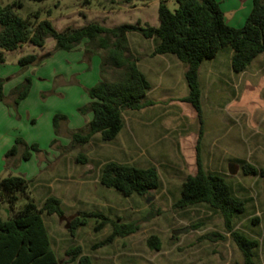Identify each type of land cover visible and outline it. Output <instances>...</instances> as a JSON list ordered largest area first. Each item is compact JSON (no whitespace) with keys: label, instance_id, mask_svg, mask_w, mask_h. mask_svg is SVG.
<instances>
[{"label":"rangeland","instance_id":"1","mask_svg":"<svg viewBox=\"0 0 264 264\" xmlns=\"http://www.w3.org/2000/svg\"><path fill=\"white\" fill-rule=\"evenodd\" d=\"M15 1L18 0H0V6ZM166 1L169 10L175 12L176 0ZM21 2L22 7L15 9L20 18H30L35 25L33 15L40 13V21H51L59 32L82 28L91 22L107 28L137 21L154 26L157 18L152 6L142 9L144 2L135 0ZM136 36L143 38L132 33L130 41ZM228 48L203 63V67L214 64L230 83L219 91L207 90L203 123L193 107L181 98L188 94L185 84L177 92L180 100L176 103L182 107L184 120L168 117L160 124L167 129L184 124L186 129L177 137L168 131L166 138L156 140L152 132L146 137L130 130L129 114L141 112L127 110L123 113L125 126L115 140L103 142L96 135L83 146L74 145L72 135L86 130L92 116L82 112L91 102L86 85L92 81L89 78L95 70L89 62L83 65L72 57L69 65L71 53L57 50L53 39H47L43 48L27 43L17 51L3 52L5 62L0 63V80L5 100L0 111V179L13 175L30 182L28 193L13 209L0 202L3 220L15 215L29 199L42 207L48 197L58 198L64 215L44 214L43 219L60 264H80L81 256L88 257L90 264H243V255L218 211L205 204L175 207L183 182L197 172L199 153L205 170L223 176L234 195L246 202V211L236 216L234 228L259 241L255 261L264 264V177L246 176L242 171L244 164L264 168V53L246 71L237 74L232 70ZM29 54L38 55V62L20 66L19 60ZM116 72L111 81L118 78L120 71ZM157 81L160 83V78ZM28 83L27 96L17 103ZM167 102L164 100L159 107ZM55 115L64 117L57 134L53 125ZM17 139L36 142L40 154L35 153L32 161L23 164L8 157ZM57 152L60 156L52 160ZM63 162L69 171L63 169ZM109 162L138 168L155 166L161 186L144 197H124L100 183L102 169ZM82 212H99L111 223L97 231L101 220L90 218L72 235L71 223ZM256 218L258 224L253 222ZM112 222L133 225L136 230L99 247L112 234ZM153 236L160 241L157 249L148 244ZM77 247L82 251L79 257L68 255Z\"/></svg>","mask_w":264,"mask_h":264},{"label":"trees","instance_id":"2","mask_svg":"<svg viewBox=\"0 0 264 264\" xmlns=\"http://www.w3.org/2000/svg\"><path fill=\"white\" fill-rule=\"evenodd\" d=\"M135 1L149 3L154 0ZM176 3L177 9L172 12L167 7V1L161 0L158 27L143 25L141 21H137L136 24L107 28L97 22H91L82 28L59 32L51 21H40V13L33 15L35 25L30 18H20L15 12L16 8L22 7L21 0H18L11 5L0 6V50L14 52L27 43L43 48L47 39H53L57 50L72 52L88 41L86 54L102 56V75L109 68L120 71L115 81L103 80L88 89L91 102L82 112L92 113V119L86 130L72 135L74 145H86L96 135H100L103 142L113 141L124 128L125 111H138L154 105L153 101L146 99L151 84L139 70L137 59L129 52L128 35L132 33L155 42L154 56L173 55L187 66L185 77L189 94L183 101L193 107L203 123L200 67L204 61L215 59L222 49L229 47L233 50L232 70L239 74L246 71L253 61L264 53V0H253L252 12L242 28H233L227 24L217 0H176ZM4 62L5 57L1 52L0 63ZM37 62L38 55L29 54L19 60V65L26 67ZM28 91L29 83L18 95L16 102L24 99ZM3 100V82L0 80V101ZM62 119V115L54 116L56 134ZM55 142L56 140L53 144ZM199 144L200 141L198 151ZM20 152L21 158L28 161L33 153H39L40 150L37 144L28 145L22 139H17L7 156L15 157ZM242 171L246 176L264 177V168L257 169L251 164H244ZM100 183L106 188L115 189L124 197L135 194L144 197L161 186L160 175L155 166L138 168L116 162H109L103 167ZM29 188L30 182L22 176L3 177L0 179V202L13 209L20 198L28 193ZM201 204L210 206L223 216L227 232L243 255V264H256L255 250L260 246L259 241L234 228L236 216L243 215L246 211V202L234 195L232 187L223 176L205 170L198 153L197 172L189 175L183 182L181 197L175 207L188 208ZM44 214L63 216L61 201L56 197H48L43 206L39 207L34 200L29 199L28 203L8 220H3L0 215V264H60L51 245L43 219ZM90 218L101 220L95 228L97 231L111 223L108 217L99 212H82L71 223L72 235L79 227L86 225ZM258 221L257 218L253 220L255 224H258ZM113 224L112 234L102 241L99 247L136 230L133 225ZM148 244L157 249L160 241L153 236ZM81 252L80 247L72 248L68 255L76 258ZM79 263L90 264V259L81 256Z\"/></svg>","mask_w":264,"mask_h":264},{"label":"crops","instance_id":"3","mask_svg":"<svg viewBox=\"0 0 264 264\" xmlns=\"http://www.w3.org/2000/svg\"><path fill=\"white\" fill-rule=\"evenodd\" d=\"M166 1V0H165ZM221 9L225 14V19L227 24L233 28H242L249 17L250 13L253 9V0H217ZM161 0H154L149 3H143L141 8L144 9L147 6H152L155 14L156 21L153 27L159 26V18H158V10L160 7ZM152 26V25H151ZM145 38H140L138 36L134 37L133 40L130 41V34L128 35L129 40V52L137 59V65L139 70L147 77L151 84V90L147 94V100L153 101L154 105L144 108L142 110H138L137 112H141V114H129L130 121H128V128L132 131H137L143 133L146 137L150 136L149 133H154L156 140L160 138H166L168 131L173 133L174 137H177L184 128V124L176 126L174 128H163L160 124L166 118H178L184 120L182 111V107L176 105L180 99H178L177 92L184 88V85L187 84L185 73L187 71V66L180 62L175 56H154L153 51L155 48V42L153 40H147ZM148 41L150 43L146 44ZM88 41L84 42V45ZM79 46L78 49L69 52L71 53L70 60L67 61L69 65L72 64V57L77 59L79 63L85 65L84 62H89L90 66L95 70L94 76L91 82L86 85L87 88H92L97 85L98 82L108 81L112 82V78L117 75V72L114 69L109 68L105 74L102 75L101 65H102V56L100 54H96L94 56H88L85 52V46ZM229 49V48H228ZM222 51V50H221ZM220 51V52H221ZM228 55L231 56V65H232V57L233 50H228ZM0 52H5L0 50ZM218 56V55H217ZM212 61V60H211ZM204 63V62H203ZM203 63L199 70V82L201 86L202 92V110H203V101L204 97L207 95V90L210 91H219L223 89L225 84L227 83V79L223 77L222 73L219 71L218 67L214 64H210L209 66H204ZM160 78V83H158V79ZM162 81V82H161ZM229 82V80H228ZM230 84V83H227ZM189 94V87H188ZM187 95H183L182 100L186 98ZM164 100L168 101L167 105L163 107H159L160 103ZM0 101V111L3 108V104ZM3 110V109H2ZM171 116V117H170ZM92 116L88 123L91 121ZM159 123V124H158ZM125 126V125H124ZM28 145L36 144V142H27ZM40 154V153H39ZM38 155V153H37ZM60 156V152L54 154L52 160H57ZM35 157V153H33L31 159L32 161ZM38 157V156H37ZM62 157V155H61ZM16 161H21V164L28 162L22 161L21 152L19 155L12 157ZM13 162V161H12ZM62 167L64 170L69 171V167L67 163H62ZM41 172L42 169H41Z\"/></svg>","mask_w":264,"mask_h":264},{"label":"water","instance_id":"4","mask_svg":"<svg viewBox=\"0 0 264 264\" xmlns=\"http://www.w3.org/2000/svg\"><path fill=\"white\" fill-rule=\"evenodd\" d=\"M147 202L149 203L150 202V200H147ZM186 230H182V233H184Z\"/></svg>","mask_w":264,"mask_h":264}]
</instances>
